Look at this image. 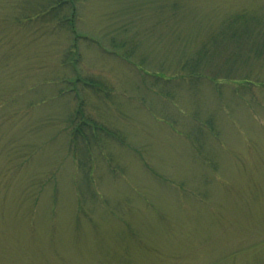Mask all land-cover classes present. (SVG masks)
<instances>
[{
  "label": "rangeland",
  "instance_id": "374dc122",
  "mask_svg": "<svg viewBox=\"0 0 264 264\" xmlns=\"http://www.w3.org/2000/svg\"><path fill=\"white\" fill-rule=\"evenodd\" d=\"M263 39L264 0H0V264H264Z\"/></svg>",
  "mask_w": 264,
  "mask_h": 264
},
{
  "label": "trees",
  "instance_id": "16d2710c",
  "mask_svg": "<svg viewBox=\"0 0 264 264\" xmlns=\"http://www.w3.org/2000/svg\"><path fill=\"white\" fill-rule=\"evenodd\" d=\"M246 15H251L253 17L252 19L255 20L254 22L256 24H258V25H261L262 21L260 20V18H258L256 16V14L248 13V11H246V10L243 9L241 12H239L237 14H232V15L228 16L229 18L226 20V23L224 22V25H226V26L227 25H232L234 23L233 26L230 28L229 34L231 33L232 36L235 35V33H236L235 30L239 29L241 27V24H242L243 28H247L246 27L247 26V23L248 22H251L252 19H251V17H250L249 20L246 19L245 18ZM236 16H238V17H236ZM238 19H240L241 22H242L239 27H237L235 25V23H236V21ZM243 31H245V30H243ZM260 43H261L260 46H257V48H254V47L250 48L249 47V49L251 51L253 50V52H254L255 55H261L264 52V39ZM208 53H209L208 51H206L205 53H203V51H200L201 56L199 54H196L195 57H194V59H193V61H195L194 64H189V63H186V62L185 63L181 62V69L188 68V72L191 73V74H199V73H201V71L199 70V69H201V67H199L198 59L204 58L205 56H207ZM231 56H234V53L230 54V57ZM184 65H185V67H184ZM75 116H73L72 119H74Z\"/></svg>",
  "mask_w": 264,
  "mask_h": 264
}]
</instances>
